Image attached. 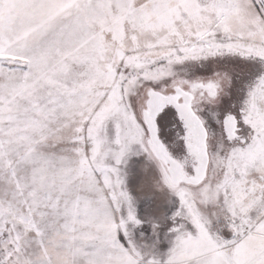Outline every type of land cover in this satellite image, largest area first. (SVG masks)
I'll return each mask as SVG.
<instances>
[{
    "label": "snow or ice",
    "instance_id": "1",
    "mask_svg": "<svg viewBox=\"0 0 264 264\" xmlns=\"http://www.w3.org/2000/svg\"><path fill=\"white\" fill-rule=\"evenodd\" d=\"M0 264H264V0H0Z\"/></svg>",
    "mask_w": 264,
    "mask_h": 264
}]
</instances>
